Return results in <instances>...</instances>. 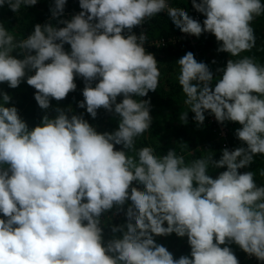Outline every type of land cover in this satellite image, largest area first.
<instances>
[{
	"label": "clouds",
	"instance_id": "clouds-1",
	"mask_svg": "<svg viewBox=\"0 0 264 264\" xmlns=\"http://www.w3.org/2000/svg\"><path fill=\"white\" fill-rule=\"evenodd\" d=\"M37 3L0 0V8ZM191 3L202 22L168 0H79L69 17L67 0H53L49 19L19 40L0 22V83L15 89L26 80L40 109H52L29 127L0 90V264H240L232 244L264 264V185L239 171L264 155V64L240 55L255 46L252 21L264 0ZM163 12L176 30L213 34L217 51L236 57L215 74L191 51L176 60L197 126L205 113L240 125V145L219 159L186 162L175 148L135 146L152 125L142 98L157 90L160 73L143 29H134ZM76 77L84 82L78 107L92 118L100 108L114 113L115 129L98 131L71 105L53 108L51 100L77 89ZM210 167L223 170L213 176ZM120 214L125 222L106 238ZM173 233L187 237L189 254L174 258L155 239Z\"/></svg>",
	"mask_w": 264,
	"mask_h": 264
},
{
	"label": "trees",
	"instance_id": "trees-1",
	"mask_svg": "<svg viewBox=\"0 0 264 264\" xmlns=\"http://www.w3.org/2000/svg\"><path fill=\"white\" fill-rule=\"evenodd\" d=\"M52 2L53 0H38L36 5L21 8L18 13H14L7 6H4L0 8V22L4 23L5 27L18 40L22 39L33 30L35 24H42L49 19L50 4ZM168 3L174 10H187L193 18L196 14L202 16L201 22L205 18L192 7L191 0H168ZM79 11V0H67L65 17ZM252 27L256 37L255 46L250 51L242 52L240 55L254 57L257 63L264 64V15L255 17L252 21ZM142 29L146 38L145 48L156 59L160 77L157 90L142 98L150 102L152 125L143 136L137 138L136 148L152 147L157 154H164L168 149L175 148L177 153L184 155L186 162H188L210 153H215L214 159H219L221 151L225 147L229 149L238 147L240 141L234 135L235 129L240 126L238 123L226 121L221 124L227 129L226 137L219 136V126L212 120V115L208 113H205L206 118L203 126H197L192 119L194 113L184 103L185 95L178 83L179 66L176 63L178 58L191 51L198 61L207 63L215 74L216 68L225 64L228 58L236 59V57H231L226 52H218V43L213 34L203 33L198 38L193 35L194 40L189 39L183 32L174 28L168 19L167 12L145 21L144 25L137 26L134 31L139 34ZM161 40L165 44L157 45L156 42ZM193 41L195 44H193ZM65 48L68 49L70 46L66 44ZM75 80L77 89L70 92L61 101L51 100L53 108L57 105L61 107L71 105L76 113L83 112L85 118L97 126L98 131H112L115 129L118 126V116L114 113L100 108L97 117L92 118L85 109L78 107L77 102L83 99L81 90L84 87V82L79 77H76ZM0 90L7 91L12 96L10 104L16 105L19 114L28 123L29 127L39 123L45 111L50 115L52 114L51 108L48 110L40 109L34 98L36 90L29 86L26 80L15 89L9 88L6 83H0ZM186 111H188L187 124L179 120V115ZM223 144L226 145L223 146ZM116 147L120 148L119 145ZM261 169H264V155L257 154L249 166L239 171H253L257 184L264 185V177L260 175ZM222 170L209 168L210 174L213 176ZM124 222L123 214L113 215L108 227L104 229L105 237H109V228L121 226ZM155 239L158 243L166 246L173 253L174 258L190 253L186 236L181 238L173 233L169 236H157ZM230 247L240 264H261L254 256L248 257L247 253L237 245L232 244Z\"/></svg>",
	"mask_w": 264,
	"mask_h": 264
},
{
	"label": "built area",
	"instance_id": "built-area-1",
	"mask_svg": "<svg viewBox=\"0 0 264 264\" xmlns=\"http://www.w3.org/2000/svg\"><path fill=\"white\" fill-rule=\"evenodd\" d=\"M195 18L201 20L202 16L196 14ZM184 34H185V36H187L189 39H191V40L193 39V40H194V36H193V35H189V34H186V33H184ZM156 44H157V45H159V44L164 45L165 42H164L163 40H161V41L156 42ZM193 44H195L194 41H193ZM195 58H196V56H195ZM196 59H197V58H196ZM197 60H198V59H197ZM212 120H213L214 122H216L217 125L219 126V129H220V134H219V136H221V137H226V134L228 133V132H227V129H226L224 126H222L221 123H219V122L216 121L214 115H212ZM224 145H226V144H223V146H224ZM247 256H248V257H251V256L248 255V254H247Z\"/></svg>",
	"mask_w": 264,
	"mask_h": 264
}]
</instances>
